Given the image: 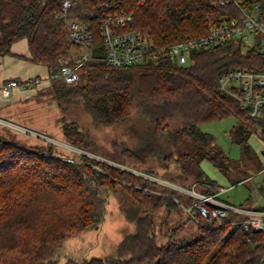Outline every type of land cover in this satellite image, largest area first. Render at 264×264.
<instances>
[{
    "label": "trees",
    "instance_id": "obj_1",
    "mask_svg": "<svg viewBox=\"0 0 264 264\" xmlns=\"http://www.w3.org/2000/svg\"><path fill=\"white\" fill-rule=\"evenodd\" d=\"M64 1L0 0V56L11 55L15 43L27 40L29 60L58 72L60 60L76 49L61 18ZM71 1V14L94 32L95 59L81 69L78 83L56 80L39 93L53 94L63 114L64 143L83 153L65 154L41 137L39 143L25 147L0 135V264H59L65 241L97 228L107 215L109 196L119 188L125 198H132L123 212L135 225L134 233L109 256L82 262L69 259L65 264H264V233L232 227L237 214L223 226L196 224L189 217L199 229L197 236L180 235L179 226L169 229L164 235L167 242L160 243L158 213L180 214L194 199L91 156L97 152L96 141L65 114L76 106L95 127H119L130 135L134 144L112 142L117 164L173 183H208L211 188L201 191L217 193L223 188L207 176L201 163L208 160L225 171L230 159L201 125L236 119L231 136L247 155L252 154L248 141L257 123L235 98L219 90V79L237 68L264 71V55L255 50L245 54L237 45L226 44L194 53L187 66L165 59L113 67L103 60L100 36L108 15L132 13L134 22L128 30L165 45L206 34L210 20L219 13L213 5L216 0ZM261 7L264 14V0ZM150 160L155 168L146 167ZM220 198L226 201L223 194Z\"/></svg>",
    "mask_w": 264,
    "mask_h": 264
},
{
    "label": "built area",
    "instance_id": "obj_2",
    "mask_svg": "<svg viewBox=\"0 0 264 264\" xmlns=\"http://www.w3.org/2000/svg\"><path fill=\"white\" fill-rule=\"evenodd\" d=\"M146 1L140 0V3L144 4ZM213 5L219 13L210 20L206 34L165 45L156 43L138 31L128 30V25L134 22L132 13L110 14L103 20L100 28L105 50L103 60L113 67H128L165 59L179 66H187L192 63L194 53L226 44L237 45L245 54L255 50L264 55V14L261 0H216ZM72 8V1L65 0L61 18L77 53L73 52L69 58L61 59L59 71L50 72L47 77L8 80L2 87L4 97L11 98L16 90L41 91L51 87L56 80L68 85L80 81L81 69L87 62L95 59V36L89 24L80 22L71 14ZM219 90L235 98L246 111L247 117L257 123L255 133L263 142L261 155L264 172V71L256 72L245 68L227 71L219 79ZM0 124L53 142V139H47L41 133L39 135L38 132L18 127L8 121L0 119ZM121 168L124 169L123 166ZM126 170L131 171L128 168ZM149 179L193 198L192 205L182 206L196 224L203 221L209 225L223 226L226 219L237 214L240 217L232 221V227H242L249 234L264 233V210L243 208L222 200L220 197L223 189L207 194L201 190L211 188L208 183L194 182L189 186H182L151 176ZM170 184L173 187L168 186ZM165 195L168 196L167 193ZM175 200L180 203L178 199Z\"/></svg>",
    "mask_w": 264,
    "mask_h": 264
},
{
    "label": "rangeland",
    "instance_id": "obj_3",
    "mask_svg": "<svg viewBox=\"0 0 264 264\" xmlns=\"http://www.w3.org/2000/svg\"><path fill=\"white\" fill-rule=\"evenodd\" d=\"M84 81L82 80V82ZM52 95V93H38L35 99L30 100L24 111V121L20 124L34 130L33 132L35 133L38 131L39 135V132L46 133L47 135H44V137L50 140L53 139L52 141L55 144L64 149L63 153L65 154L74 156L76 153H83L64 143L60 122L63 114L57 107ZM65 114L68 119L76 120L84 126L96 141L98 146L97 152L91 154V156L121 167V165L113 160L114 150L112 142L118 140L125 141L129 145L134 144L135 140L130 135L119 127L112 129L95 127L81 108L76 106H71ZM235 124L236 119L229 118L201 125L202 131L211 134L215 138L216 144L230 159V166L225 171L219 170L208 160H204L201 163V167L212 181L223 188V198L227 202L237 206L244 205L249 209L264 207V172L261 165L263 161L261 155L263 142L258 137V134L255 133V130L248 141L252 154L247 155L231 136V131ZM13 128H5L0 125V135L25 147L40 142L39 138L34 134L25 133L18 128ZM65 149H70L71 152ZM58 151L62 152L63 150ZM148 166L155 168L156 163L150 160L146 167L148 168ZM127 168L124 167V169ZM128 169L150 178V175L145 174L143 171H137L132 168ZM192 183L191 181H179L177 184L189 186ZM160 185L166 187L163 184ZM168 186L173 187L171 184ZM122 193V190L119 188L117 193L109 196L107 215L97 228L86 230L81 235L65 241L63 249L59 253V264H65L69 259L82 262L92 258L109 256L125 236L134 233L135 225L126 218L123 212V209L129 207L132 203V198L131 196H126L127 198H125ZM50 202L53 203L55 200H51ZM183 221L186 222L184 223ZM156 223L158 241L163 244L167 242L164 237L165 233L174 227H182L179 234L185 235L188 238L199 234V229L184 211H181L180 214L171 210L160 211L156 217Z\"/></svg>",
    "mask_w": 264,
    "mask_h": 264
},
{
    "label": "crops",
    "instance_id": "obj_4",
    "mask_svg": "<svg viewBox=\"0 0 264 264\" xmlns=\"http://www.w3.org/2000/svg\"><path fill=\"white\" fill-rule=\"evenodd\" d=\"M74 53H77V50ZM29 57L30 51L27 40L15 43L12 46L11 55L0 56V119L13 123L18 127L34 131L20 123L24 121V111L27 103L35 99L39 92L16 90L9 99L4 97L2 92V87L8 80H26L34 77L49 76L50 71L46 67L34 64L29 60ZM0 125L2 127L5 126L3 124Z\"/></svg>",
    "mask_w": 264,
    "mask_h": 264
}]
</instances>
